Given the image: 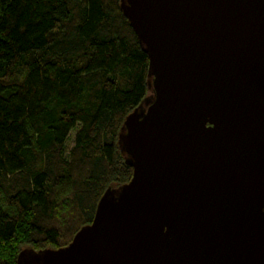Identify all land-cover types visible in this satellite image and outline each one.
<instances>
[{
	"label": "water",
	"instance_id": "1",
	"mask_svg": "<svg viewBox=\"0 0 264 264\" xmlns=\"http://www.w3.org/2000/svg\"><path fill=\"white\" fill-rule=\"evenodd\" d=\"M151 91L125 119L130 181L66 246L17 264H264V0H121Z\"/></svg>",
	"mask_w": 264,
	"mask_h": 264
},
{
	"label": "trees",
	"instance_id": "2",
	"mask_svg": "<svg viewBox=\"0 0 264 264\" xmlns=\"http://www.w3.org/2000/svg\"><path fill=\"white\" fill-rule=\"evenodd\" d=\"M148 71L121 0H0V264L68 245L130 181L119 135Z\"/></svg>",
	"mask_w": 264,
	"mask_h": 264
},
{
	"label": "rangeland",
	"instance_id": "3",
	"mask_svg": "<svg viewBox=\"0 0 264 264\" xmlns=\"http://www.w3.org/2000/svg\"><path fill=\"white\" fill-rule=\"evenodd\" d=\"M77 131H78V129H75L71 132L70 137H69L68 142H67L68 147H71L74 144V138H75Z\"/></svg>",
	"mask_w": 264,
	"mask_h": 264
}]
</instances>
